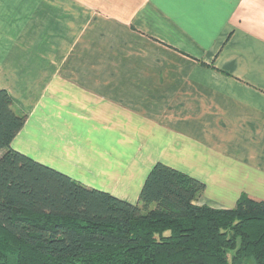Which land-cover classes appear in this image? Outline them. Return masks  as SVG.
Masks as SVG:
<instances>
[{
  "label": "crops",
  "instance_id": "0c3cea01",
  "mask_svg": "<svg viewBox=\"0 0 264 264\" xmlns=\"http://www.w3.org/2000/svg\"><path fill=\"white\" fill-rule=\"evenodd\" d=\"M0 89L12 147L86 185L136 202L100 184L161 161L264 200V0H0Z\"/></svg>",
  "mask_w": 264,
  "mask_h": 264
},
{
  "label": "trees",
  "instance_id": "16d2710c",
  "mask_svg": "<svg viewBox=\"0 0 264 264\" xmlns=\"http://www.w3.org/2000/svg\"><path fill=\"white\" fill-rule=\"evenodd\" d=\"M26 119L0 89V264H264V200L199 203L205 182L158 161L127 201L13 148Z\"/></svg>",
  "mask_w": 264,
  "mask_h": 264
},
{
  "label": "rangeland",
  "instance_id": "374dc122",
  "mask_svg": "<svg viewBox=\"0 0 264 264\" xmlns=\"http://www.w3.org/2000/svg\"><path fill=\"white\" fill-rule=\"evenodd\" d=\"M136 181L137 182L134 183L133 185H128L127 182H126V180H121V181H117V180H106V182L104 184H100V185L110 186V187L113 186L121 194L127 193L128 192V189L133 190V191L139 190V193H140V191L142 189V186H143L145 180H136ZM91 187H95V186H91ZM96 188H98V187H96ZM202 201L203 200H199V203H202Z\"/></svg>",
  "mask_w": 264,
  "mask_h": 264
}]
</instances>
